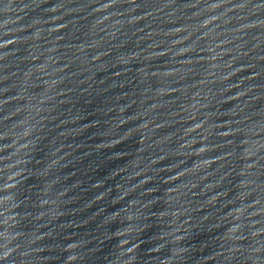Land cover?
Instances as JSON below:
<instances>
[{"label":"water","instance_id":"obj_1","mask_svg":"<svg viewBox=\"0 0 264 264\" xmlns=\"http://www.w3.org/2000/svg\"><path fill=\"white\" fill-rule=\"evenodd\" d=\"M0 264H264V0H0Z\"/></svg>","mask_w":264,"mask_h":264}]
</instances>
